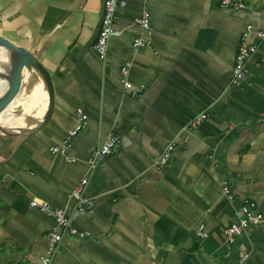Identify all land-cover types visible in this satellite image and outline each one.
<instances>
[{"label": "crops", "instance_id": "crops-1", "mask_svg": "<svg viewBox=\"0 0 264 264\" xmlns=\"http://www.w3.org/2000/svg\"><path fill=\"white\" fill-rule=\"evenodd\" d=\"M104 1L0 0V33L36 54L55 86L54 112L43 124L48 92L33 71L24 90L37 88L39 108L15 107L0 131V264L44 256L54 219L32 200L64 208L86 234H66L55 264H231L240 251L248 254L244 264H264V222L233 246L225 235L244 201L264 214V122H257L264 112V42L247 78L232 84L247 24L264 29V0H236L247 10L223 7L222 0H126L107 61L95 48ZM145 7L153 34L136 50L142 34L136 19ZM126 61L132 82L144 85L139 96L121 83ZM77 108L88 114V127L53 153L76 125ZM202 112L209 117L185 132ZM112 132L121 146L91 170L85 195L94 209L80 211L70 194ZM171 140L172 157L159 168Z\"/></svg>", "mask_w": 264, "mask_h": 264}, {"label": "built area", "instance_id": "built-area-1", "mask_svg": "<svg viewBox=\"0 0 264 264\" xmlns=\"http://www.w3.org/2000/svg\"><path fill=\"white\" fill-rule=\"evenodd\" d=\"M126 4V0L104 1L101 30L95 44L100 58L104 61L108 59L110 39L121 33L119 29L118 10L125 7ZM221 5L226 8L231 7L234 10L248 9V6L244 2L236 0H222ZM136 23H138L142 29V34L133 41V47L137 50L149 45L150 38L153 34L151 15L147 7L143 9L141 16L136 19ZM260 42H264V29L256 27L253 23L247 24L242 33L239 49L235 58L232 84H238L247 78L249 74V61L252 55L257 51ZM130 72L131 62L126 61L120 69L121 83L133 96H139L144 91V85L134 84L130 79ZM208 117V112L198 114L187 124L184 131L188 133L195 132ZM76 118V125L68 131L62 143L50 148L53 153L67 150L71 146L74 137L88 127V114L83 108H77ZM257 122H264V112L259 115ZM121 143V136L112 132L108 135L103 144L95 149L88 158V172L81 178L70 194V197L77 202L78 210L92 211L94 209V201L85 195V190L90 180V172L118 150ZM175 147L176 142L174 140L166 144L157 161V166L159 168L165 167L169 163ZM223 191L229 198L233 197L231 188L226 181L223 182ZM31 206L51 216L54 219V225L47 233V249L44 256L39 261H20L17 264H55V256L66 234L80 237H84L86 234L85 232L78 231L72 225L71 219L68 217L64 208L55 207L48 201L38 200H32ZM238 216L239 220L231 223L225 230L226 243L230 246H233L237 238L243 236L252 225L264 222V214L259 211L255 202L244 201L240 207ZM198 234L201 238H205L208 235L204 224L199 226ZM247 258L248 254L240 251L231 264H244Z\"/></svg>", "mask_w": 264, "mask_h": 264}, {"label": "water", "instance_id": "water-1", "mask_svg": "<svg viewBox=\"0 0 264 264\" xmlns=\"http://www.w3.org/2000/svg\"><path fill=\"white\" fill-rule=\"evenodd\" d=\"M0 46L10 51L12 65L9 72L0 70V77L6 79V87L0 89V116L7 113L24 91L33 71L40 74L48 92V108L43 124L52 117L55 107V86L51 72L31 50L0 33Z\"/></svg>", "mask_w": 264, "mask_h": 264}, {"label": "bare ground", "instance_id": "bare-ground-1", "mask_svg": "<svg viewBox=\"0 0 264 264\" xmlns=\"http://www.w3.org/2000/svg\"><path fill=\"white\" fill-rule=\"evenodd\" d=\"M1 47V46H0ZM10 51L7 48H0V70L9 72L12 60L10 56ZM29 72L26 73V77L28 78ZM26 90H24L20 97L16 100V104L13 105V107L7 112L3 113L0 116V131L7 128V122H9L12 118L15 117V107L20 106L22 108L23 113H31L35 109L39 108L40 106V96L38 94L37 88H34L31 92L28 94L25 93ZM21 111V112H22Z\"/></svg>", "mask_w": 264, "mask_h": 264}, {"label": "rangeland", "instance_id": "rangeland-1", "mask_svg": "<svg viewBox=\"0 0 264 264\" xmlns=\"http://www.w3.org/2000/svg\"><path fill=\"white\" fill-rule=\"evenodd\" d=\"M3 79H5V78L3 77ZM28 86H30V84H29ZM18 109H19V108H18ZM20 110H21V108H20Z\"/></svg>", "mask_w": 264, "mask_h": 264}]
</instances>
